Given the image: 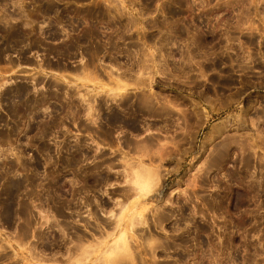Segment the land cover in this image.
Returning <instances> with one entry per match:
<instances>
[{
  "label": "rangeland",
  "instance_id": "1",
  "mask_svg": "<svg viewBox=\"0 0 264 264\" xmlns=\"http://www.w3.org/2000/svg\"><path fill=\"white\" fill-rule=\"evenodd\" d=\"M63 12L81 24L53 27ZM90 29L114 45L100 51L97 72L13 64L37 30L40 43H54ZM0 57V117H22L15 145L0 127L1 187L18 181L20 212L0 226L1 264H264V0H0ZM38 74L65 85L72 102L60 121L11 97L17 81ZM125 108L135 126L118 131L130 133L134 150L117 147L104 185H81L105 145L78 135ZM126 161L157 171L144 199H124ZM133 199L130 213L145 209V225L120 218ZM121 235L128 252L111 250Z\"/></svg>",
  "mask_w": 264,
  "mask_h": 264
},
{
  "label": "flooded vegetation",
  "instance_id": "2",
  "mask_svg": "<svg viewBox=\"0 0 264 264\" xmlns=\"http://www.w3.org/2000/svg\"><path fill=\"white\" fill-rule=\"evenodd\" d=\"M74 11L73 9L71 10ZM75 14V13H73ZM45 16V13H36L34 16ZM74 16V15H72ZM71 15L66 13L60 14L59 20H53L52 26L53 27H66L67 23L70 22L73 26H79L81 21L75 18H71ZM66 18H71V21H68ZM33 21L35 23L34 26L39 27V22ZM58 23V25H57ZM89 23H94V21H90ZM51 24V23H50ZM39 30L36 33H32L27 36L28 39V53L26 56H20L18 53L12 56L13 64L16 69H19L21 66L20 64L23 62H27L29 65V69L34 70H43L47 73L53 72L55 74H66L67 72L71 73H81L82 69L85 68L86 70L98 71L96 70V66L98 65L96 60L100 57H104L103 55H99L100 51L105 53V49H113L114 45L111 46H104L98 39L93 36V32L90 33L89 31L84 32L83 35H77L76 37L72 38L70 41H66V39H59L57 42H47L43 41L40 43L39 38L37 36ZM20 38H17L15 41L16 43L19 42ZM43 39V38H41ZM75 57H82V63L80 60H76ZM4 59V57H0V59ZM84 64V65H83ZM17 85L14 91L21 90L20 84L26 83L27 86V104L21 103L19 104V99H16L15 102L17 103V107L21 108L26 105L30 107H37V113L44 112L46 108H48V112H52L54 116H58L59 121L63 119L66 111L67 106L71 104V100L67 101L65 99V85L60 81L58 78L57 81L54 77L49 75H36L31 76L26 82L25 81H17ZM16 98H23L21 101H24L26 97H22V95H14ZM125 115H129L131 110L129 108H125L121 110ZM10 122V126L0 125L3 127V130H9L11 133V141L17 144L18 141V134L20 129V123L22 122L21 116H14L11 118L8 117H0V122ZM109 127L106 126L103 130H98L92 133H83L79 136V139H90L92 143L85 142V144H102L105 147L101 149L99 155L102 156L98 160V167L90 166L85 169L88 174L85 176L89 177L90 179L86 180L83 186H102L106 182L107 171L109 168H113L118 166V162L120 159L117 156H122L120 152H118L117 147L120 148H127L130 150H134V138L131 137L130 133L128 132H120L117 130H113L111 132L107 131ZM106 149V150H105ZM96 150V149H94ZM93 150V151H94ZM81 171H83L81 169ZM83 176V175H82ZM0 195V200H1ZM66 205H63V211ZM91 206V205H90ZM49 208L57 209L60 206H52L49 204ZM92 210V209H91ZM17 223L11 222L10 224ZM6 224V223H3ZM0 222V226L3 225ZM1 264V263H0Z\"/></svg>",
  "mask_w": 264,
  "mask_h": 264
},
{
  "label": "bare ground",
  "instance_id": "3",
  "mask_svg": "<svg viewBox=\"0 0 264 264\" xmlns=\"http://www.w3.org/2000/svg\"><path fill=\"white\" fill-rule=\"evenodd\" d=\"M92 21V20H90ZM90 28H93L95 26V22L94 23H90L89 24ZM90 33L94 32L93 29L88 30ZM15 37V35L13 36ZM15 38H21V36H17ZM97 69V68H96ZM83 71H86V69L84 68ZM83 72H81L82 74ZM118 87L120 88L122 86L123 90L128 88V85L122 84L121 82H119L117 79H115ZM122 89L119 91H123ZM14 95H24V91L21 87V90L19 91H13L11 93V97H15ZM16 98V97H15ZM16 99H20L19 97H17ZM15 99V100H16ZM134 113L135 111L133 109H131V113L128 115H125L124 113H113L111 114V116H109V125H108V129L107 131L111 132L113 130H117L122 127L123 125H129L130 126H135V122H133L134 119ZM2 122V121H1ZM107 126V125H106ZM106 126H103L101 130L105 129ZM122 132V131H120ZM11 135V134H10ZM142 153L144 154V156L148 157L149 155V148L148 146H144L141 147ZM125 167H126V172L127 175L130 176V180H129V185H128V189L125 192L124 195V199L128 200L131 199L134 195V193L138 192L141 195V198L144 199L145 198V192H144V187L149 186V185H157L160 182V178L156 175V170H151L148 169L146 167H144L143 165L139 164V165H134L132 162L130 161H126L125 162ZM1 174H0V178H1ZM9 186L5 189L2 188V181L0 182V195H1V200H0V222L3 223H11L12 221L15 222L17 221V219L19 218V208H18V188H19V184L17 180L11 181L9 182ZM140 199V198H138ZM138 199H133L131 200L128 205L124 208V210L122 211L120 218L123 215H127L129 218V225L130 226H134V224L136 222L141 223L143 225H145V220L142 219V214L144 213L145 209L142 210V212L136 213L135 211L131 212L132 209L135 208L137 202L139 201ZM64 204H59L60 208H57V212L59 214L62 213L63 211V206ZM119 205H122V203H119ZM52 206H58L55 205V203H52ZM29 210L28 209H24L21 208V213H25L28 214ZM130 213V214H129ZM120 221V219H119ZM118 221V222H119ZM132 239V238H131ZM148 246H151V243H147ZM130 242L126 240V236L125 235H121L118 237V239L115 241V243L112 245L111 250L114 251L116 249H122L125 250L126 252H128L130 250ZM89 248H86L83 250V252H87ZM92 251H97V249H94Z\"/></svg>",
  "mask_w": 264,
  "mask_h": 264
}]
</instances>
